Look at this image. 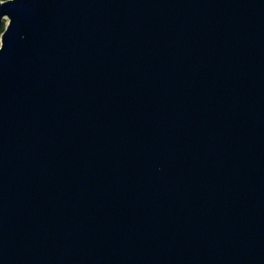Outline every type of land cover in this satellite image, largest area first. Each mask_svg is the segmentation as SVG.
<instances>
[{"label":"water","instance_id":"water-1","mask_svg":"<svg viewBox=\"0 0 264 264\" xmlns=\"http://www.w3.org/2000/svg\"><path fill=\"white\" fill-rule=\"evenodd\" d=\"M0 264H264V0H0Z\"/></svg>","mask_w":264,"mask_h":264},{"label":"rangeland","instance_id":"rangeland-1","mask_svg":"<svg viewBox=\"0 0 264 264\" xmlns=\"http://www.w3.org/2000/svg\"><path fill=\"white\" fill-rule=\"evenodd\" d=\"M6 24H7V19H3L2 22H0V27L2 28L3 31L5 29Z\"/></svg>","mask_w":264,"mask_h":264},{"label":"trees","instance_id":"trees-1","mask_svg":"<svg viewBox=\"0 0 264 264\" xmlns=\"http://www.w3.org/2000/svg\"><path fill=\"white\" fill-rule=\"evenodd\" d=\"M1 1H6V0H1ZM3 30L2 28L0 27V35L2 34Z\"/></svg>","mask_w":264,"mask_h":264}]
</instances>
